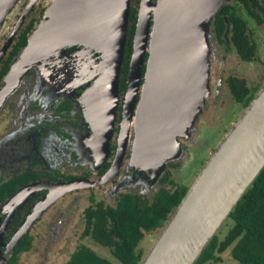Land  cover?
Instances as JSON below:
<instances>
[{
  "label": "rangeland",
  "instance_id": "374dc122",
  "mask_svg": "<svg viewBox=\"0 0 264 264\" xmlns=\"http://www.w3.org/2000/svg\"><path fill=\"white\" fill-rule=\"evenodd\" d=\"M27 1L19 0L11 15L6 19V23L0 28L1 59L5 58L8 54L9 41L6 43L5 40H10L7 37L10 31L14 30L11 38L16 39L18 32L29 19L36 17L35 24H38L43 20L44 15H46L47 10L53 3V0H31L30 7L32 9L26 17L20 19L19 16ZM147 1L151 5H158L160 0ZM188 1L190 12L198 14L201 17H207L211 14V10L209 9L212 8V3L215 2V0H196L194 1L196 5H192V1ZM154 13L155 10L151 8L149 18L150 34L147 35L146 49H151L149 44L156 19V13ZM248 25L251 29L252 39L256 43V54L251 61L241 60L233 47L227 49L224 44L218 43L214 38L212 26V31L208 36L211 43L199 44L197 42L192 46V54L193 57L195 56L194 65L197 68L196 84L181 85L177 80L171 86L173 100H176L180 104L184 103L188 110L182 108L185 109L182 110L184 112L181 115H177V108L173 107V104L169 102L171 101L170 99H167V107L165 109L167 115L162 125L152 124L151 128H148L145 115L141 113L143 106L138 109L141 103L142 85L145 83L144 75L140 77L133 116L124 134L125 140L123 141L125 142L124 144H127V148L125 147V157H122L124 160L121 167L114 173H110L105 182H100L96 185L86 182L80 186L78 184L76 186H79V189L71 191H68V189L65 193L50 200L48 203L51 202V204L47 208L46 204L48 203H46L40 212H38L39 214L32 217L24 227V230H28L33 238V248L27 252H23L17 264H66L71 252L80 243L89 246L99 255L110 260L112 264H121L107 248L94 244L86 237H80L84 226L83 210L88 205L87 197L90 192H94L97 196H103L108 202L114 203L116 196L122 193V191L148 194L159 187L158 180L167 170L172 173V179L175 181L189 183L197 170L200 169V162L204 160L205 154H210L213 150L212 147L208 146V143L219 138V135L228 129L243 111L242 105L236 103L230 94L226 82L228 76L243 78L251 88L264 83V26L258 25L253 21H250ZM14 26L16 27L14 28ZM203 34L205 36L207 32L204 31ZM77 40L78 37L74 41ZM4 42L7 45L4 46ZM77 42L80 45H77L78 43L64 45L62 48L57 49L56 52L55 41L50 42L46 46L47 50L42 49L39 55L36 53V58L31 56V54L27 56L25 66L27 70L25 72L19 71L14 73L15 79L11 82L13 83L11 87L10 85L6 87L5 82L3 83V88L0 92V169L3 173L8 171L21 157L26 158L31 154L30 141L26 144L15 141L14 137L17 125L13 123V120H9L8 124H5L7 118L16 119L18 115H21L19 111L22 108L24 110L30 109L36 101H43L44 103L49 100L47 95L54 92V90H60L55 91L60 95H70L72 92L71 90L69 91V88L75 89L78 84L85 87L84 89L81 88L83 90L81 99L86 104L93 102L94 91L99 89V85L97 84L98 78L101 77L102 79L106 77V70H112L115 59L116 61L119 59V54H115L113 47L104 51L98 43L96 45L92 43L90 38L87 41L83 39ZM41 57L42 59H40ZM73 57L75 58L74 61H72ZM101 60L104 63L107 62L108 66L103 67ZM70 69L72 73L71 71L68 72ZM52 74L54 76H51ZM70 74L76 75L77 78L72 77ZM70 76L73 78L72 80ZM148 119L151 122H156V116H150ZM116 125L114 123L112 129ZM99 129L102 133L101 135L104 136V142L107 143L108 148L112 131L110 136H108V134L105 135L102 132L101 128ZM167 131L169 139H167ZM158 135L159 140H154L153 138ZM222 135L223 133L221 137ZM50 139L51 141L54 140L49 135L46 138V143ZM40 150L48 162H54L50 158L52 155L50 146ZM166 151L170 155L162 156ZM92 152L90 151V153ZM104 152L108 153V150ZM84 153L86 152H83L81 155H84ZM87 154L88 156L85 159L90 163V165L87 164L91 168L89 171L96 174L98 168L95 162L96 158H92L88 152ZM141 158L144 159L142 160ZM158 158L164 161L163 165L165 167L162 171L160 170L161 163L159 164ZM92 165H94V168H92ZM80 171L82 170L75 169L70 172L79 174ZM8 208L9 205L5 206L2 212H0V226ZM60 222H62V226L58 227L55 232L57 237H53L55 235L53 234L52 227L55 224L59 225ZM230 224V221L222 222L217 229L221 239L224 237ZM155 237L156 233L146 234L140 243V247L146 252ZM0 242V264L1 262L3 264L9 255V250L8 246L3 242L2 237H0ZM235 244L236 241L219 254L221 257L220 262L207 264H243L231 256V251Z\"/></svg>",
  "mask_w": 264,
  "mask_h": 264
},
{
  "label": "water",
  "instance_id": "95a60500",
  "mask_svg": "<svg viewBox=\"0 0 264 264\" xmlns=\"http://www.w3.org/2000/svg\"><path fill=\"white\" fill-rule=\"evenodd\" d=\"M97 1L53 0L43 20L35 24L29 32L26 46L14 58L3 77L0 92L4 82L6 87L13 85L11 82L15 77L11 82L9 77L24 55L28 53L27 56L31 54L35 57L36 53L45 49L52 41H55L56 50L64 45L78 43L79 40L87 41L89 38L92 43H98L104 51L113 47L115 54H119V59L117 61L115 59L105 88L102 91L99 88L93 102L87 103L90 112L95 113L93 117L97 123L100 126L106 125L105 135L110 136L116 114L117 82L127 38L129 10L134 0ZM191 1L192 5H196L194 2L196 0ZM230 1L215 0L212 8L209 7L211 14L201 17L190 12L188 0H160L158 5L140 0L127 79L126 94L129 92V96L123 113V121L126 120L127 125L131 123L133 116L143 64L145 83L142 85L139 107L143 106L141 113L145 115L147 127L151 128L152 124L162 125L167 115L165 110L167 99H170L169 102L177 108V115H181L184 112L182 110L187 109L184 103L180 104L173 100L171 86L177 80L181 85L196 84L197 68L194 65L195 56L193 57L192 54V46L197 42L211 43L208 36L212 31V21L221 7ZM18 2L19 0H0V28L6 23V19ZM98 4V14L90 11L88 13V8L90 10ZM143 6L144 11H142ZM151 8L155 10L156 19L149 44L151 49H146L147 35L150 34ZM203 10L206 11L205 8ZM225 21L223 38L228 41L230 23L227 18ZM204 31L207 32L205 36ZM77 37L78 40L74 41ZM146 52L148 57L144 61ZM101 63L103 64L104 61L101 60ZM25 66L26 60L19 66L17 72H25L27 70ZM70 71L72 73L71 69L68 72ZM72 77L77 78L73 74ZM150 116H156V122L149 121ZM123 139L125 140V137ZM153 139L159 140V135ZM167 139H169L168 131ZM165 155L169 156L170 153L166 151L162 156ZM158 159L162 171L165 167L164 161ZM263 166L264 83L236 121L222 135L181 201L156 235L140 264H194ZM23 232L24 229L13 237L11 247Z\"/></svg>",
  "mask_w": 264,
  "mask_h": 264
},
{
  "label": "trees",
  "instance_id": "16d2710c",
  "mask_svg": "<svg viewBox=\"0 0 264 264\" xmlns=\"http://www.w3.org/2000/svg\"><path fill=\"white\" fill-rule=\"evenodd\" d=\"M139 3L140 0H134V4L130 6L129 10L127 38L117 82V106L118 100L127 91ZM225 18L230 23L228 41L223 38L226 28ZM250 21L264 26V0H231L216 13L211 25L215 40L224 44L227 49L233 47L239 58L247 62L251 61L256 54V43L252 39L251 29L248 25ZM35 23L34 18H31L20 29L7 56L0 60V85L14 58L26 46L28 34ZM147 57L148 53L146 52L144 61ZM144 72L145 65L143 64L141 76L144 75ZM226 82L233 100L242 105L243 109L263 84L251 88L243 78L236 76H228ZM226 131L227 129L222 133L224 134ZM221 134L219 138L208 143V146L213 150L216 142L220 140ZM209 155L205 154L204 160H200L199 168L203 166ZM199 170L189 183L175 181L172 179V173L167 170L158 182L159 187L153 190L152 195L128 192L118 197L115 205L105 204L103 200L95 202L85 211V224L81 238L87 236L86 238L94 244L107 248L121 264H140L147 252L140 247V243L146 234L156 233L157 235L159 233ZM29 179L17 175L7 179L0 176V204L13 196L17 189ZM23 214L25 213L17 211L11 217L9 222L11 227L9 226L8 230H14L19 226ZM225 221H230L231 224L224 237L221 239L217 230L194 264L220 262L219 254L234 241L236 244L231 251L233 259L243 264H264V166L223 222ZM2 239L4 243L11 241V237H2ZM31 247L32 237L27 233L23 234L12 246L10 254L3 264H17L20 254L30 250ZM66 264L112 263L89 246L80 243L75 247Z\"/></svg>",
  "mask_w": 264,
  "mask_h": 264
},
{
  "label": "flooded vegetation",
  "instance_id": "af4514ba",
  "mask_svg": "<svg viewBox=\"0 0 264 264\" xmlns=\"http://www.w3.org/2000/svg\"><path fill=\"white\" fill-rule=\"evenodd\" d=\"M30 1H27V4L22 10L19 16L20 19L26 17L32 9L30 7ZM32 18L36 22V17ZM13 33L14 31L12 29L7 36L10 39L8 43L9 50L15 41V39L11 38V34ZM7 41L5 40L6 43ZM5 42L4 46L6 45ZM70 79L72 80L71 77ZM81 88L84 89L85 87L78 84L75 89L69 88V91L71 90L72 92L70 95H60L55 92L60 90H54V92L47 95L49 100L44 103L43 101H36L30 109L24 110L22 108L19 111L21 115H18L16 119H11V117L9 119L7 118L5 124H8L9 120H13V123L17 125V129H15V141L23 144L30 141L31 154L26 158L21 157L4 173L0 169V176L7 179L17 175L30 179L23 186L19 187L13 196L0 204V212H2L5 206L9 205L0 226V237H11L10 240H12L19 231L24 229L32 217L39 214L38 212L50 200L65 193L68 189V191L79 189V186L82 183L84 184V182L92 185L105 182L110 173H114L121 167L123 158L125 157V147L127 148V144H124V139L121 138V123L124 118L123 113H125L124 107L127 101V94L125 93L118 100L117 113L114 118V123L117 125L112 129V136L107 148V143L104 142V136L101 135L102 133L98 128L99 124L93 117L95 113L90 112L88 104L81 99L83 92ZM100 128L104 133L106 125L101 124ZM49 135L54 140L51 141L50 139L46 143V138ZM48 146L51 147L52 155L50 158L54 160L53 163L48 162L40 150ZM105 150H108V153H105ZM90 151L93 152L90 153ZM83 152L86 153L81 155ZM87 152L92 158H96L95 162L98 167L96 174L89 171L91 168L87 164L90 165V163L85 159L88 156ZM92 168H94V165H92ZM75 169H81L82 171L79 174L70 172ZM78 184L79 186L77 187L76 185ZM128 192L130 191H122V193L116 196L114 203L108 202L103 196H97L94 192H90L87 197L88 205L83 210V224H85L86 209L93 206L95 202L103 200L105 204L115 205L117 198ZM148 194L152 195L153 190ZM50 204L51 202L46 204V208ZM17 211L25 214H23L20 224L16 229L8 230L10 219ZM61 223L59 225L55 224L52 227L53 234L55 235L53 237H57L55 232L58 227L62 226ZM82 232L80 233V237ZM25 233L32 237L28 230H24L20 236ZM10 243L11 241L5 244L6 246H10ZM11 248L10 246L9 254ZM32 248L33 243L30 249Z\"/></svg>",
  "mask_w": 264,
  "mask_h": 264
},
{
  "label": "bare ground",
  "instance_id": "6f19581e",
  "mask_svg": "<svg viewBox=\"0 0 264 264\" xmlns=\"http://www.w3.org/2000/svg\"><path fill=\"white\" fill-rule=\"evenodd\" d=\"M97 1V0H96ZM97 3H98V1H97ZM98 7V8H97ZM145 10V7L143 6L142 7V11H144ZM88 13H97L98 14V11H99V4L98 5H96L94 8H91L90 10H89V8H88ZM90 11V12H89ZM155 14V13H154ZM91 44V43H90ZM41 45H44V44H41ZM96 45V44H95ZM202 48H204V47H202ZM46 49V48H45ZM48 49V48H47ZM46 49V50H47ZM51 49V48H50ZM53 51V50H52ZM51 51V52H52ZM57 50H55V52H56ZM46 52H48V51H46ZM28 54V53H27ZM27 54L26 55H24L22 58H21V60H19V65H18V67H16L15 69H13L14 71H13V73H12V75H10V77H9V82H11L13 79H14V77H15V75H14V73L15 72H17L18 71V69H19V66H21V64H23L24 62H25V60H26V57H27ZM40 53H38V55H39ZM51 54V53H50ZM107 54H108V52H107ZM46 55V54H45ZM60 55V54H59ZM64 55V54H63ZM54 57V56H53ZM36 58V57H35ZM65 58V57H64ZM74 58V57H73ZM214 58V57H213ZM53 59V58H52ZM67 59V58H66ZM217 59V58H216ZM215 59V60H216ZM61 60H63V59H61ZM75 60V58L72 60V61H74ZM27 62V61H26ZM215 63V62H214ZM60 64H62V63H60ZM75 65V64H74ZM54 66V65H53ZM58 66V65H57ZM85 66V65H84ZM102 66L103 67H107L108 66V63L107 62H105V63H103L102 64ZM216 66V65H215ZM47 67V66H46ZM50 67V66H49ZM82 67V66H81ZM61 68V67H60ZM76 68V67H75ZM60 73V72H59ZM63 73V72H62ZM41 74V73H40ZM47 74V73H46ZM55 74V73H54ZM99 74V73H98ZM205 74V73H204ZM61 75V74H60ZM70 75H72V74H70ZM202 75V74H201ZM200 75V76H201ZM215 75H216V73H215ZM40 76V75H39ZM43 76V75H42ZM49 76V75H48ZM51 76H54L53 74L51 75ZM106 77H104V78H102L101 79V77L100 78H98V82H97V84L99 85L98 87L101 89V91L105 88V84H106V82H107V79H108V77L110 76V70H106V75H105ZM199 76V77H200ZM203 76V75H202ZM71 77V76H70ZM39 78V77H38ZM49 78H50V76H49ZM48 78V79H49ZM42 79V78H41ZM59 79V78H58ZM205 79V78H204ZM38 81H39V79H38ZM47 81H49V80H47ZM59 81V80H58ZM61 81V80H60ZM204 81V80H203ZM37 82V81H36ZM8 83V82H7ZM44 83V82H43ZM56 83V82H55ZM26 85V84H25ZM8 87V86H7ZM37 87V86H36ZM39 87V86H38ZM210 87H211V85H210ZM216 87V86H215ZM17 89V88H16ZM19 89V88H18ZM17 91V90H16ZM198 91V90H197ZM98 93L99 92V89H96L95 91H94V94H96V93ZM202 92V91H201ZM201 94V93H200ZM203 94V93H202ZM13 95V94H12ZM129 96V92L127 93V97ZM200 96V95H199ZM201 100V99H200ZM197 102V101H196ZM200 102V101H199ZM141 108V106L138 108V109H140ZM94 113V112H93ZM189 118V117H188ZM129 125H127V123H126V120L125 121H123V123H122V131H121V138H123L124 137V134L126 133V129H127V127H128ZM189 136V135H188ZM138 148V147H137ZM135 153V152H134ZM144 155V154H143ZM141 157V156H140ZM138 158V157H137ZM147 158V157H146ZM140 159V158H139ZM142 159V158H141ZM144 159V158H143ZM142 159V160H143ZM139 161V160H138Z\"/></svg>",
  "mask_w": 264,
  "mask_h": 264
}]
</instances>
